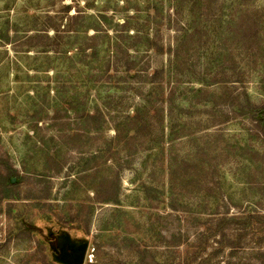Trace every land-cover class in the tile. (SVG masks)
Here are the masks:
<instances>
[{
    "label": "rangeland",
    "instance_id": "obj_1",
    "mask_svg": "<svg viewBox=\"0 0 264 264\" xmlns=\"http://www.w3.org/2000/svg\"><path fill=\"white\" fill-rule=\"evenodd\" d=\"M62 1L0 0V264H264V0H80L128 18L130 56L86 66L71 39L46 72L16 40Z\"/></svg>",
    "mask_w": 264,
    "mask_h": 264
},
{
    "label": "trees",
    "instance_id": "obj_2",
    "mask_svg": "<svg viewBox=\"0 0 264 264\" xmlns=\"http://www.w3.org/2000/svg\"><path fill=\"white\" fill-rule=\"evenodd\" d=\"M51 3H52L51 5L53 6H56L57 4V2L55 1H51ZM80 3H81L80 0L79 1L71 0V2L69 3H65L62 1L60 2L59 10L51 9L43 12V14L38 12H32V14L29 15L31 18L28 24V28H29L28 34L16 40V41H21L22 39H26V42H30V44L33 47L39 48V50H36V52L38 54L44 55L43 56V58H45L44 62L48 63L46 65L43 64L44 66H42V67L48 66V70H46V72H49L51 69L56 71V68L51 66V61H53V56L56 57V59H58L59 61L61 60V62L63 63L62 58L66 55H71L73 53V50L66 49L67 48L66 45L72 43L71 39H74L75 44L78 45L75 48L74 57H76L78 54H80L81 57L82 56L86 57L85 59L87 60V62H81L83 65L86 66H90L97 59H99V56L102 51L107 53L108 60L105 59V61L108 62H111L113 56L119 53L124 54L125 56L126 55L130 56V53L128 52L130 46H127L126 39L124 38L123 35V34H127V32H123V29L128 31L129 35H130V31L132 30V28L129 26L128 18L124 19V21L121 23L119 21H115V22L113 20L110 21V18L107 14L89 13L88 9L90 8V6L88 5V1L84 2L86 4V6H83L86 7L85 9H83ZM58 13H60L61 15H59ZM129 16L131 18H134L135 15H129ZM155 19H157V17ZM88 21L96 22V23L93 26H90L85 24ZM112 25H114L115 27L116 26L121 27L122 29L120 30L115 29L114 26ZM90 29H93L95 31L94 33L96 32L97 33L90 34L89 32ZM100 32H104L106 38L109 39V42L102 43V45H104V48L102 50L100 48L101 44L99 42H96V40L99 37L101 38V35H99ZM111 32H113V34ZM136 32L137 34L135 35V38H139L137 41H140L142 39L140 38L141 37L140 33L142 32L139 31ZM16 33H18V31H16ZM79 38L83 39L81 43L76 42V40ZM113 41H115V45H113L112 43ZM147 41L149 45H151L150 47H152L156 52L160 50L156 40L152 38L149 34L146 35V40H145L146 44ZM51 53H54V55L50 56ZM68 58L70 61L69 63L66 62V64L69 65L72 69H74L75 68L74 62L71 61L72 57H68ZM128 61L129 60H126V62L124 61L123 63V67L127 72L131 71V67L129 66ZM109 64L110 63H107L105 68H109ZM117 67L118 66L115 67V70L119 72V70H117ZM34 70L38 71L37 68H35ZM75 72L77 71L75 70ZM80 75L85 77L86 80H88V78L92 77L93 74L92 73L86 74L81 71ZM106 75L109 74L106 73ZM50 82L52 83V80ZM54 83H57L59 85L58 88H61L63 90L65 89V87L69 86V84L67 85V82L62 80L61 75H57V79L54 81ZM115 83H116L115 84L116 88H120L123 90L126 87V86L125 87L121 86L124 83L122 81ZM47 87L48 88L51 87L49 83L47 84ZM84 88L86 90H90L86 87ZM61 101L64 103H68V105H76L78 104V102L84 101V99H82L80 96H73L71 98L64 96L61 98ZM111 101L112 100H110V102ZM81 113H82L81 116L84 115L85 118L90 119V118H95L101 112L99 109L97 111H90L87 109V110H83ZM139 115H140V110L136 111L135 114L132 117H130L129 122H131L133 118ZM54 116L57 117L58 115L54 114ZM126 117H129V115L128 116L126 115ZM137 127H138L137 133L139 132L142 133L144 128L146 127V122L142 121L141 123L137 124ZM12 175L13 173H10L8 175L9 180L12 179L11 178ZM256 215L261 216L262 214L249 213L245 217H243V221L239 223L243 225H247V227H251L250 221L253 218H255ZM262 218H264L263 215L261 219L258 218L260 220L259 223L261 225L263 224L261 221ZM25 225L28 226L27 230L29 232L34 229V225L31 222L26 223ZM256 228L261 229V227H256ZM260 251H261L260 254L262 253L264 255L262 250ZM97 263L98 262H89L88 264H97Z\"/></svg>",
    "mask_w": 264,
    "mask_h": 264
},
{
    "label": "water",
    "instance_id": "obj_3",
    "mask_svg": "<svg viewBox=\"0 0 264 264\" xmlns=\"http://www.w3.org/2000/svg\"><path fill=\"white\" fill-rule=\"evenodd\" d=\"M62 254L69 264H84L86 248L77 251L63 250Z\"/></svg>",
    "mask_w": 264,
    "mask_h": 264
}]
</instances>
